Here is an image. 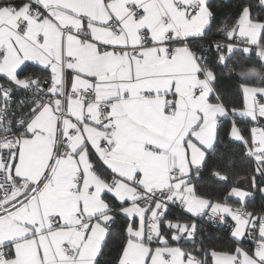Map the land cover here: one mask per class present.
Returning <instances> with one entry per match:
<instances>
[{
	"label": "snow or ice",
	"instance_id": "6c2138e0",
	"mask_svg": "<svg viewBox=\"0 0 264 264\" xmlns=\"http://www.w3.org/2000/svg\"><path fill=\"white\" fill-rule=\"evenodd\" d=\"M264 0H0V264H264Z\"/></svg>",
	"mask_w": 264,
	"mask_h": 264
},
{
	"label": "trees",
	"instance_id": "16d2710c",
	"mask_svg": "<svg viewBox=\"0 0 264 264\" xmlns=\"http://www.w3.org/2000/svg\"><path fill=\"white\" fill-rule=\"evenodd\" d=\"M259 75H264V73H261V74H259Z\"/></svg>",
	"mask_w": 264,
	"mask_h": 264
}]
</instances>
